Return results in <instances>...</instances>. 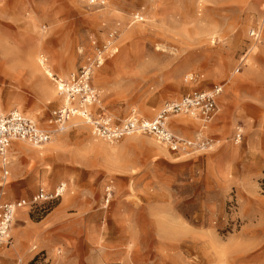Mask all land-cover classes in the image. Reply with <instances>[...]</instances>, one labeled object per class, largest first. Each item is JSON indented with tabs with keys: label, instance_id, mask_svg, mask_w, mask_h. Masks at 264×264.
<instances>
[{
	"label": "rangeland",
	"instance_id": "1",
	"mask_svg": "<svg viewBox=\"0 0 264 264\" xmlns=\"http://www.w3.org/2000/svg\"><path fill=\"white\" fill-rule=\"evenodd\" d=\"M90 63L89 112L112 126L236 86H222L207 124L167 115L175 136L208 140L203 150L140 131L101 139L74 117L40 147L15 143L5 200L65 191L16 213L0 264H264V0H0L2 112L52 129L63 104L52 78Z\"/></svg>",
	"mask_w": 264,
	"mask_h": 264
},
{
	"label": "built area",
	"instance_id": "2",
	"mask_svg": "<svg viewBox=\"0 0 264 264\" xmlns=\"http://www.w3.org/2000/svg\"><path fill=\"white\" fill-rule=\"evenodd\" d=\"M94 1V0H93ZM104 4V2H102ZM254 39L258 38V33H250ZM102 61L97 60L96 66ZM244 64L242 57L234 73L238 74ZM93 63L82 67L79 71L72 73L68 80H52L57 84L59 94L68 101L60 108L53 109L47 119L48 125L52 129L41 128L35 121L24 116L18 110L2 112L0 108V164L3 175H7L6 167L10 163V146L13 142H24L34 147H40L48 143L55 133L63 132L70 118L79 117L85 120L92 127L95 135L105 140H115L136 131L153 134L158 141L167 145L172 151H190L193 148L205 149L209 142L205 138L197 142H191L172 134L166 126L167 115L187 114L198 117L204 124H207L215 115L217 110L216 97L221 93L222 86H214L208 91L191 92L176 102L166 105L165 109L151 121L137 120L125 121L120 126H112L109 120L92 118L89 107L96 102V94L91 88L90 79L93 70ZM192 76L187 79L192 80ZM65 191V186L59 184L53 191L47 192L44 188H39L36 194L28 201L19 200L14 202L3 201L0 194V245L9 243V230L16 213L26 206H35L43 202L56 200Z\"/></svg>",
	"mask_w": 264,
	"mask_h": 264
},
{
	"label": "crops",
	"instance_id": "3",
	"mask_svg": "<svg viewBox=\"0 0 264 264\" xmlns=\"http://www.w3.org/2000/svg\"><path fill=\"white\" fill-rule=\"evenodd\" d=\"M243 57L245 58V55H244ZM46 72H47V74H51V75H52V73H51L50 70L47 69ZM238 74H239V73H238ZM52 76H53V75H52ZM223 86H224V85H223ZM202 91H205V90H202ZM193 92H201V91H198V90H197V91H193ZM190 93H191V92H190ZM190 93H187V94H190ZM187 94H186V95H187ZM186 95H185V96H186ZM183 97H184V96H183ZM73 121H74V120H73ZM76 121H77V120H76ZM15 143H16V146H17V144H18L17 142H13V143L11 144V146H10V150H9V154H10V156L13 155V154H16L15 151H13V150H15V149H13ZM9 165H10V163H9ZM9 165L6 167V171H7V175H6V176L3 175V172H2L1 167H0L1 174H2V179H5V178L8 176V174H9ZM39 188H42V187L39 186V187L37 188V190H38ZM37 190H36V192H37ZM45 190H46V189H45ZM46 191H47V192H51V191H53V190H51V191L46 190ZM36 192L31 196V198L36 194ZM3 195H4V194L2 193V198H1V199H2L3 201H7V202H14V201H19V200H26V201H28V200L31 199V198H29V199H16V200H12V201L10 200V201H9V200H5V198H4ZM29 232H30V230H26V231H25V233H27V234H30Z\"/></svg>",
	"mask_w": 264,
	"mask_h": 264
},
{
	"label": "bare ground",
	"instance_id": "4",
	"mask_svg": "<svg viewBox=\"0 0 264 264\" xmlns=\"http://www.w3.org/2000/svg\"><path fill=\"white\" fill-rule=\"evenodd\" d=\"M110 44H111V42L109 41V42H108V45H110ZM246 61H247V60H246ZM101 64H102V63H101ZM47 75H49L50 78H52L51 74H47ZM235 84H236L235 82H231L230 80H227V82L224 83V86H228V85H230V86H236ZM40 86H41L42 89L46 90L44 84H41ZM63 104H68V101H66L65 98H63ZM63 104H62V105H63ZM62 105H61V106H62ZM75 119L78 120V121H79V120H80V121L82 120L81 118H78V117H74V118H73V120H75ZM71 122H72V121H71ZM179 124H180V123H179ZM55 134H56V133H55ZM55 134H54V135H55ZM118 254H119V253H118Z\"/></svg>",
	"mask_w": 264,
	"mask_h": 264
}]
</instances>
